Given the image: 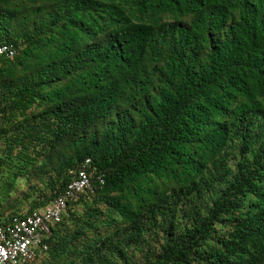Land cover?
<instances>
[{
  "label": "trees",
  "instance_id": "obj_1",
  "mask_svg": "<svg viewBox=\"0 0 264 264\" xmlns=\"http://www.w3.org/2000/svg\"><path fill=\"white\" fill-rule=\"evenodd\" d=\"M2 45L0 224L91 179L33 264H264V0H0Z\"/></svg>",
  "mask_w": 264,
  "mask_h": 264
},
{
  "label": "built area",
  "instance_id": "obj_2",
  "mask_svg": "<svg viewBox=\"0 0 264 264\" xmlns=\"http://www.w3.org/2000/svg\"><path fill=\"white\" fill-rule=\"evenodd\" d=\"M0 55L12 58L15 51L8 45H2ZM87 189L91 190V179L82 171L79 179L70 183L63 194L46 209L35 211L24 218L14 217L8 224H0V264H33L36 249L50 235L51 225L60 223L68 202Z\"/></svg>",
  "mask_w": 264,
  "mask_h": 264
}]
</instances>
